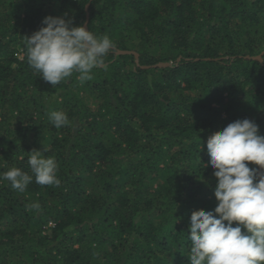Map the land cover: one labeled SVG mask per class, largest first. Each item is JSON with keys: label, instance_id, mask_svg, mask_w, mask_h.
I'll use <instances>...</instances> for the list:
<instances>
[{"label": "trees", "instance_id": "trees-1", "mask_svg": "<svg viewBox=\"0 0 264 264\" xmlns=\"http://www.w3.org/2000/svg\"><path fill=\"white\" fill-rule=\"evenodd\" d=\"M88 2L107 69L53 86L27 37L48 16L84 26ZM263 51L264 0H0V174L33 176L24 192L0 179V264H190V216L218 203L201 144L243 119L264 135V53L245 58ZM33 150L58 187L35 182Z\"/></svg>", "mask_w": 264, "mask_h": 264}, {"label": "clouds", "instance_id": "clouds-1", "mask_svg": "<svg viewBox=\"0 0 264 264\" xmlns=\"http://www.w3.org/2000/svg\"><path fill=\"white\" fill-rule=\"evenodd\" d=\"M42 23L46 26L27 37V59L46 82L56 86L76 72L83 83L92 79L94 68L107 69L104 57L115 47L107 35L97 37L66 16H48ZM49 120L57 129L69 124L62 111H52ZM259 132L254 121L243 119L208 137L207 167L217 178L218 203L214 211L200 209L190 216V264H264V135ZM28 164L37 184L60 185L53 158L33 150ZM0 179L24 192L33 176L13 167ZM26 207L41 208L39 203Z\"/></svg>", "mask_w": 264, "mask_h": 264}, {"label": "water", "instance_id": "water-1", "mask_svg": "<svg viewBox=\"0 0 264 264\" xmlns=\"http://www.w3.org/2000/svg\"><path fill=\"white\" fill-rule=\"evenodd\" d=\"M89 6H90V2L87 3L86 5V10H87V18H86V21L84 23V27L86 28V30H88V21H89ZM117 53H120V54H134L135 56V60H136V63L137 64H140L139 63V53L135 50H130V49H119L117 50ZM264 51L259 54V55H256V56H251V55H246L245 58L247 59H255V60H259V61H263V55ZM171 62H159L157 64H154L152 66H167V65H170ZM142 67H150V65H141ZM263 170V169H262Z\"/></svg>", "mask_w": 264, "mask_h": 264}, {"label": "rangeland", "instance_id": "rangeland-1", "mask_svg": "<svg viewBox=\"0 0 264 264\" xmlns=\"http://www.w3.org/2000/svg\"><path fill=\"white\" fill-rule=\"evenodd\" d=\"M209 136H210V135L208 134L207 137H206V139L204 140V143L201 144V147H203L205 144H207V139H208ZM184 141H185V140H184ZM204 148H205L204 153H207V147H204ZM184 149H185V148H184ZM187 149H189V148H187ZM187 149H186V150H187Z\"/></svg>", "mask_w": 264, "mask_h": 264}]
</instances>
